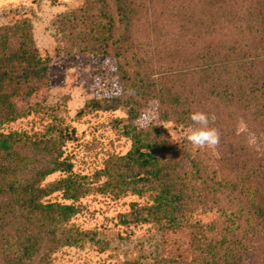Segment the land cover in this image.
<instances>
[{
  "label": "trees",
  "instance_id": "trees-1",
  "mask_svg": "<svg viewBox=\"0 0 264 264\" xmlns=\"http://www.w3.org/2000/svg\"><path fill=\"white\" fill-rule=\"evenodd\" d=\"M234 5L237 8L238 3ZM253 6L247 12L255 14L254 23L246 25L248 42L247 37H242L243 45L233 41L227 52H220L215 40L210 45V61L200 67L210 86L198 95L192 86L187 88L185 72L148 65L135 36L139 0H85L60 15L58 22L72 40L68 51L117 59L119 91L103 100L92 99L93 107H124L131 121L148 101L156 100L163 120L193 126L190 114L205 111L211 96V104L216 101L218 109L224 106L228 111L231 128L240 115L260 133V140L252 149L242 143L238 153L222 151L216 161L222 167L219 174L211 171L209 184V166L201 156L194 158L188 147L167 140L159 126L125 124L132 148L112 157L93 179L74 173L73 164L63 157L64 141L74 138V128L55 123L31 135L0 132V264H53V254L65 246L107 247L96 230L71 222L81 209L75 202L95 192L137 194L152 201L145 206L132 203L122 223L150 222L162 230L189 233L188 247L177 255L141 253L121 264H264V0H254ZM224 7L226 15L236 17L233 5L229 12ZM215 25L212 19L210 26ZM51 62L52 57L36 46L28 18L0 24V126L31 113L32 106L20 107L19 101L46 85ZM56 171L68 174L46 182ZM103 175L106 181L98 183ZM228 190L231 194H226ZM55 192L73 203L47 200ZM237 195L242 200H236ZM216 211L219 220L196 218Z\"/></svg>",
  "mask_w": 264,
  "mask_h": 264
},
{
  "label": "rangeland",
  "instance_id": "rangeland-1",
  "mask_svg": "<svg viewBox=\"0 0 264 264\" xmlns=\"http://www.w3.org/2000/svg\"><path fill=\"white\" fill-rule=\"evenodd\" d=\"M84 1L0 0V24H11L20 18H28L40 53L52 57L49 81L28 98L19 101L20 107L31 105V113L1 125L0 132L19 131L31 135L43 132L55 123H61L64 128L68 126L69 130L74 128V138L64 141L63 157L73 164L74 173L93 179L98 171L107 167L112 157L125 155L132 148V139L123 131L125 124L131 122L141 128L159 126L167 140L178 147H188L194 158L201 156L205 166H209L208 182L212 184L211 171L216 170L219 174L222 164L216 161L222 151L232 149L238 153L242 143L248 145V133L237 135L236 131L241 116L235 128H231L228 111L223 109L224 106L218 109L216 101L214 105L211 104L212 97L207 96L210 105L205 107V112L214 113L221 120L212 125L219 129L221 139L215 148L201 149L186 139L192 126L163 120L156 100L148 101L131 121L129 119L132 115L124 107H93L90 104L92 99L103 100L115 95L121 80L116 71L118 62L114 55L102 57L101 54L95 56L88 52L68 51L72 45V40L68 38L69 30L60 26L58 18L65 12L81 7ZM253 1L227 0L223 5L225 0H139L141 10L135 36L148 65L151 64L154 70L185 72L187 88L192 86L197 95L205 94L210 84L205 82L200 67L210 61V45L215 40L218 50L227 52L233 41L238 46L240 43L245 44V39L247 42L250 40L247 24L249 21L254 23L255 14L247 15V12L251 8L253 11ZM237 3L236 8L234 4ZM231 5L235 7L233 14L237 13L236 17H230L223 11L224 6H227L226 12H229ZM212 19L217 21L214 28L210 26ZM218 111L221 113L217 114ZM248 131L255 133L259 142L260 133L249 126ZM224 133L228 135L224 136ZM261 139L264 140V136ZM67 174L56 171L46 178V182L59 180ZM106 179L105 175L98 177V183ZM226 194H231L230 190ZM235 199L242 200L238 195ZM47 200L73 203L64 198L62 192L53 193ZM132 203L145 206L152 201L147 196L137 194L116 197L113 193L98 192L76 201L75 204L81 209L71 222L83 230H96L98 238L108 245L103 246L105 248L102 250V245L98 247L94 244L83 248L65 246L53 254V264H121L141 253L155 252L170 256L188 247L190 236L187 230H162L150 222L122 223V216L131 212ZM219 216L216 211L196 218L209 222L217 220Z\"/></svg>",
  "mask_w": 264,
  "mask_h": 264
},
{
  "label": "clouds",
  "instance_id": "clouds-1",
  "mask_svg": "<svg viewBox=\"0 0 264 264\" xmlns=\"http://www.w3.org/2000/svg\"><path fill=\"white\" fill-rule=\"evenodd\" d=\"M193 126L189 128L186 139L197 148H215L219 145L221 135L214 125L217 117L214 113L209 114L203 110H194L190 114ZM237 135L248 133L247 143L250 147L257 146L258 138L255 133L248 131L247 123L241 118L237 125Z\"/></svg>",
  "mask_w": 264,
  "mask_h": 264
}]
</instances>
